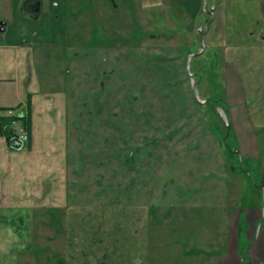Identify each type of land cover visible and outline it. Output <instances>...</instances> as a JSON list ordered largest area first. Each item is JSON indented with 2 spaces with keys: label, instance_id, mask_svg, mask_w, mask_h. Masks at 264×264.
Returning a JSON list of instances; mask_svg holds the SVG:
<instances>
[{
  "label": "rangeland",
  "instance_id": "obj_1",
  "mask_svg": "<svg viewBox=\"0 0 264 264\" xmlns=\"http://www.w3.org/2000/svg\"><path fill=\"white\" fill-rule=\"evenodd\" d=\"M232 1L67 0L40 66L68 94L67 202L1 210L0 264H264L263 29Z\"/></svg>",
  "mask_w": 264,
  "mask_h": 264
},
{
  "label": "crops",
  "instance_id": "obj_2",
  "mask_svg": "<svg viewBox=\"0 0 264 264\" xmlns=\"http://www.w3.org/2000/svg\"><path fill=\"white\" fill-rule=\"evenodd\" d=\"M176 1L186 13L201 6V0ZM66 2L0 0V117H11L9 108L16 115H29L27 144L12 147L0 132V211L60 209L67 202L68 94L40 68L49 52L68 51ZM228 9L239 22L233 24L237 35H247L248 15L258 18L260 35L264 0L228 2L227 18ZM11 127L24 126L18 120ZM251 136L256 139L253 132Z\"/></svg>",
  "mask_w": 264,
  "mask_h": 264
},
{
  "label": "water",
  "instance_id": "obj_3",
  "mask_svg": "<svg viewBox=\"0 0 264 264\" xmlns=\"http://www.w3.org/2000/svg\"><path fill=\"white\" fill-rule=\"evenodd\" d=\"M203 10H206L205 4L203 6ZM211 10H213V6L211 7ZM209 13H210L211 17H213V12L209 11ZM197 31H202V27H199V29H197ZM262 37L264 38V29H263V32H262ZM200 41L202 43V47L204 48V41L202 39H200ZM199 53H201V51ZM193 56H195V54H189L188 55L187 63H186V70H187V73L190 76V83H191V87H192V91H193V94H194L195 101L200 103V104H206L207 100L201 97L198 89L195 86L196 79L193 77L192 72L190 70V60H191V58ZM213 109L216 112V114L218 115V117L221 119V121L224 124V126L226 128H229L231 126V124H230V119L228 117V114H227L226 110L223 107L218 106V105L214 106ZM9 142H10V145L12 147H15V148H19V147L22 146V142L18 138H11ZM235 152L238 153V150H236ZM260 188H261V191H262V219H264V187H260ZM260 228H261V222L257 226L256 237L258 235V232H259Z\"/></svg>",
  "mask_w": 264,
  "mask_h": 264
},
{
  "label": "trees",
  "instance_id": "obj_4",
  "mask_svg": "<svg viewBox=\"0 0 264 264\" xmlns=\"http://www.w3.org/2000/svg\"><path fill=\"white\" fill-rule=\"evenodd\" d=\"M14 118L21 120L24 128H26V130H29V115L28 114L17 115ZM12 119H13L12 117H8V116L7 117H0V132L2 135H5L8 140H10L14 136L13 128L11 127ZM230 128H231V126L229 127V131L231 130ZM122 149H125V147L123 146ZM235 149L237 150V148H235ZM111 156L118 159V161L122 162V164L128 165L129 168H132L135 164L134 162L133 163L128 162L126 158L124 160L121 157V154L118 153L117 151L112 152ZM238 156H239V161L242 163V156L239 154V152H238Z\"/></svg>",
  "mask_w": 264,
  "mask_h": 264
},
{
  "label": "built area",
  "instance_id": "obj_5",
  "mask_svg": "<svg viewBox=\"0 0 264 264\" xmlns=\"http://www.w3.org/2000/svg\"><path fill=\"white\" fill-rule=\"evenodd\" d=\"M7 114L13 117L11 124L12 125L16 124L19 119L14 118L17 115L13 112L12 108L7 109ZM13 133H14V136L12 138H18L23 144H27V142L29 141L28 130H26L24 127L13 128Z\"/></svg>",
  "mask_w": 264,
  "mask_h": 264
}]
</instances>
